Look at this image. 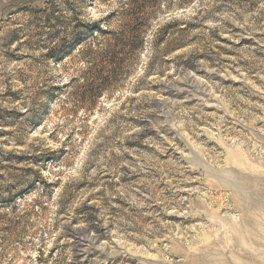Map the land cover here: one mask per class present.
Instances as JSON below:
<instances>
[{
  "label": "rangeland",
  "instance_id": "obj_1",
  "mask_svg": "<svg viewBox=\"0 0 264 264\" xmlns=\"http://www.w3.org/2000/svg\"><path fill=\"white\" fill-rule=\"evenodd\" d=\"M130 1L0 0V264H264V0Z\"/></svg>",
  "mask_w": 264,
  "mask_h": 264
},
{
  "label": "trees",
  "instance_id": "obj_2",
  "mask_svg": "<svg viewBox=\"0 0 264 264\" xmlns=\"http://www.w3.org/2000/svg\"><path fill=\"white\" fill-rule=\"evenodd\" d=\"M147 3V1L150 0H131L130 4L135 6L134 8L130 9V17L133 18L134 23L131 25V29L128 31L127 35L124 37L126 39V44L129 47V52L133 53L135 56L138 55V50L142 47L144 41H145V28L143 25V20L141 18H138V14H142L141 10H139L141 7L138 8V3ZM115 14V11H114ZM152 13H150L151 15ZM145 18V20L148 21L149 19ZM117 39V38H116ZM96 97L100 96V92L95 95Z\"/></svg>",
  "mask_w": 264,
  "mask_h": 264
}]
</instances>
